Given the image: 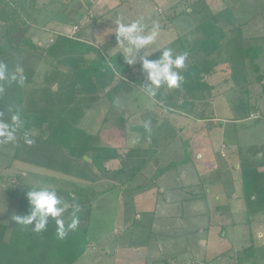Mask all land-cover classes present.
Instances as JSON below:
<instances>
[{
    "label": "rangeland",
    "instance_id": "rangeland-1",
    "mask_svg": "<svg viewBox=\"0 0 264 264\" xmlns=\"http://www.w3.org/2000/svg\"><path fill=\"white\" fill-rule=\"evenodd\" d=\"M4 2L11 7L16 4L7 0ZM44 4L45 2H41L40 8ZM91 5L92 3L85 2L84 11L89 9L88 12L91 14L93 12ZM125 8L137 15L140 14L147 25H152L153 21L164 23L162 25H166L168 33L162 36L165 40L170 39L169 37H178L179 26L174 21L179 13H182L181 18H188L186 20L184 18L183 25L190 28L180 36L183 37L205 16L229 8L237 20L236 26L242 28L243 34L253 38V43L264 46V0H128ZM17 11L21 15L18 9ZM54 17L51 23L54 27L57 23L72 27L75 21H78L72 16H67L66 12L55 13ZM25 20L28 21L26 17ZM95 21L97 19L89 25ZM82 23L85 24L84 20ZM0 24L1 35L6 31L7 25L1 21ZM31 25L34 28L33 24L27 23L26 26ZM79 27L77 33L80 32ZM26 29L27 36L33 37L29 35L33 30ZM44 31L48 39L45 43L40 41L42 46H39L49 47L58 34ZM163 39L158 38L155 43L162 44ZM262 65L264 66V62ZM57 67V61L46 56L40 63L35 82L27 86V96L30 97L31 92L39 97L40 88L46 86L56 88L55 83L49 81L53 79V71ZM220 82L222 80L215 79L218 90L214 100L216 114L214 118L206 113L207 100L195 103L196 109L186 115L193 125L185 135L191 136L188 140L183 139L182 147L179 148L183 153L177 154L171 161L186 159L184 165L174 164V168L186 172L183 173L186 180L177 182L179 190H182L180 192L167 191L176 184L178 178L175 179L173 177L175 175L170 178L172 180H153L157 168L153 169L151 165L142 168L150 177L138 176L129 186L130 189L121 188L117 183V172L122 173L123 170L129 176L127 170L139 171L145 159V153L141 148L137 153H130L133 149L124 146L126 142L130 146L134 145L124 134L126 120L120 121L134 109L150 107L152 101L142 91L141 86L125 84L109 111L108 104H102L100 109L96 110L93 106L91 113L84 116L82 122L78 124V127L93 135L102 136L105 133L103 140L106 145L119 146L118 152L121 157L105 162L107 167L98 173L101 179L97 183L13 161L12 153L17 139L15 143L0 144V225L7 227L6 237L9 238V232L12 231L15 222L12 216L17 213L25 186L48 185L66 190H106L105 193L96 195L94 199L88 227L90 246L76 264H264V212L252 218L248 216L242 171L240 165L238 166L242 163V158L254 159L256 156L258 162L264 159V97L260 98L258 95L261 92L259 84L250 86L252 101L255 100L259 106V112L254 115L262 119L260 122H255L254 119L238 121L235 110L239 107L243 91L240 92L239 88L225 91L223 85L218 86ZM223 94H226L225 98H221ZM210 119L220 121H206ZM114 127L118 128V131H111ZM164 149L161 148L159 154ZM196 152L200 153L198 159L195 158ZM167 155L172 156L169 152ZM87 161L90 162V159ZM167 162L169 161L164 162L166 164L159 162V167H165L170 163ZM190 167L193 168V172ZM199 177L205 183L200 180L196 182ZM157 183L162 189H166L165 196H158ZM200 183L204 184L200 186L199 193L206 198L188 208L186 206L185 211L179 212L183 214V218H175V212L178 210L175 212L172 209L167 210L162 198L190 197V194L198 192L195 185ZM114 184L117 186L113 187ZM140 185L144 187L139 189ZM157 199H160L159 202ZM260 233L263 234L262 237ZM248 248L256 249L250 260L244 256V251ZM185 253L193 258L187 257V262L185 259L181 262L180 256Z\"/></svg>",
    "mask_w": 264,
    "mask_h": 264
},
{
    "label": "trees",
    "instance_id": "trees-1",
    "mask_svg": "<svg viewBox=\"0 0 264 264\" xmlns=\"http://www.w3.org/2000/svg\"><path fill=\"white\" fill-rule=\"evenodd\" d=\"M30 7V4L22 1L9 7L4 0H0V21L7 25L6 31L0 35V63L6 64L9 72L21 68L24 77L22 83L0 81L3 88V92H0V112L8 119L10 114L7 110L12 107L19 111L23 120L12 160L86 182H99L101 177L98 173L106 169L105 162L120 158L119 147L106 145L103 140L105 133L102 136L93 135L78 127V124L82 122L85 112L100 100L108 104L109 111L122 91L126 78L131 77L135 85L142 83L130 75L131 66L121 53L107 56L105 49L65 35H58L49 47L36 44L27 36L25 17L29 18ZM236 22L229 8H226L205 16L190 33L170 44L168 47L176 53H188L190 66L182 73L185 79L180 88L169 90L162 87L156 98L170 103L169 106L174 109L185 110L188 100L202 101L207 92L217 89V85L213 86L210 82L217 75L216 79L222 80L218 86L226 83L228 90L239 88L240 92L243 91L238 105L240 108L235 110L236 120L246 122L252 114L259 112L257 102H252L249 87L259 84L261 92L258 95L264 97V46L253 43V38L246 37ZM91 55L93 58L89 59ZM46 56L58 64L53 71V79L49 81L55 83L56 88L46 86L41 88L39 97L31 92L28 97L27 86L34 83V63L36 60L42 62ZM181 101L183 103L179 104ZM261 119L254 121L260 122ZM124 120L122 117L120 121ZM25 133L34 141L31 145L25 143ZM158 154L157 150H146L143 167L152 165ZM176 163L184 165L186 159ZM174 164L158 167L152 179H158ZM154 166L157 165L154 163ZM240 169L244 201L248 216L252 218L264 212V159L258 162L256 156L254 159L242 158ZM120 172L116 176L119 187L130 189L129 184L134 178L123 170ZM116 186L114 184L113 187ZM143 187L138 186L139 189ZM29 188L32 187L23 188L16 215L29 213L26 198ZM55 189L69 205L62 217L66 223L71 220L72 205H79L78 228L59 239L55 221L51 218L46 230L39 233L33 232L31 226L14 222L8 238L7 227L2 224L0 264H76L87 253L90 246V212L96 195L106 190ZM255 251L252 248L245 250V258L250 260Z\"/></svg>",
    "mask_w": 264,
    "mask_h": 264
},
{
    "label": "crops",
    "instance_id": "crops-1",
    "mask_svg": "<svg viewBox=\"0 0 264 264\" xmlns=\"http://www.w3.org/2000/svg\"><path fill=\"white\" fill-rule=\"evenodd\" d=\"M9 3L10 2H19L22 1L24 4H30V8H29V12H28V24H33L34 28H32L31 26H27V28L29 30H33V32L29 35L33 36L31 37L38 45H41L42 43H40V41H42L43 43H45L48 39L47 34L45 33L44 30L49 32H53L54 34H72L73 33V29L75 27L80 26V32L76 33L78 35H75L74 37L80 39L83 42H86L88 44H91L93 46H95L96 48H100V49H105V54L107 56H112L116 53H121L122 55H124L123 51L121 50V48L116 44V39H115V34L114 32H112L114 30V21L117 17V13H124L125 14V18L128 20H134V19H138L141 18L142 16L137 15L134 11L131 10H127L126 4L128 2V0H7ZM45 2V4L43 5L42 8H40V3ZM86 3H92L91 7H93V12L91 14H89V9L86 11H84V4ZM131 2V1H130ZM34 5V6H33ZM9 6V5H8ZM11 7V6H9ZM90 8V6H89ZM84 11V12H83ZM66 12V15L69 17H73L74 19L78 20L75 21V23L72 25V27H70L69 25H64L63 23H57V25L54 27L51 23H52V19H54V14H60ZM181 14L179 13L177 17H175V21L179 26V31H178V37H169L170 39H163V35H167V31H166V25H162L164 23H160V33L157 37L158 38H162V42L164 43H154L153 45L148 46V48L145 50V53H152L154 51H156L157 48H159L160 50H162L165 47H168L170 44H172L173 42H175L181 35H183V32H186L187 30H189V26H185L184 21L186 19H188L187 17L181 18ZM143 18V17H142ZM95 22H93L92 25H89L92 21L96 20ZM84 20L85 24L82 23V21ZM71 21V20H69ZM144 23V22H143ZM166 23V22H165ZM35 24L37 26H35ZM81 24V25H80ZM145 24V23H144ZM191 24V23H190ZM1 25V24H0ZM146 29H150L151 25H147L145 24ZM4 28V27H3ZM82 28V29H81ZM78 32V31H77ZM51 34V33H50ZM82 35V36H81ZM51 38V36H50ZM42 46V45H41ZM142 54V53H141ZM159 51L153 53L149 59L155 60L158 58L159 56ZM225 55L223 56L224 59ZM93 58V55L88 57ZM40 63L39 61H35L34 63V69H35V75H34V82H35V78L37 76L38 73V69L40 67ZM190 66V59L188 58L186 61V68L182 71V73ZM132 72H131V76L134 78V80H138L140 81L142 84L145 82V75L141 72V68H140V64L137 63L136 65L131 66ZM216 77L218 78L217 75H214L213 79H210V82L213 86H216L215 84V79ZM225 78V77H224ZM225 82V79H224ZM33 84V83H32ZM125 84L128 85H135V83L133 81H131V77L130 78H126L125 79ZM139 86V85H136ZM142 87V85H140ZM139 86V87H140ZM55 88V87H54ZM41 89V88H40ZM223 89L226 91L228 89V85L223 86ZM218 90L215 89L212 92H207V94L204 97V100H207V104H206V113H208L209 116H212V118H214V116H216L215 111H214V105L215 102L214 100L216 99V91ZM102 93V92H101ZM102 95V94H101ZM226 94H223L221 98H225ZM150 100L152 101L150 104V107L148 108H142V109H138V110H133L129 115H127L126 118H124L126 121L125 123V131L126 133V137L127 139L131 140V143H133L134 146H130L127 142L126 144L124 143V146L127 147V149H133V152L137 153L138 151H140V148L142 149V151L145 153L146 150L148 149H153V150H157L160 152L161 148H165L164 151L159 154L158 157H156V159L153 161V164L151 165V167L153 169L158 168L159 167V162H166L169 161L167 163L171 164V163H176V162H171L174 158L177 157V154L183 153L182 151L179 150L180 147H182V142L183 139L188 140V138L191 136V134H189L188 136H186L185 134H187V131L189 130V128H191V126L193 125L191 121H188V117L186 116L188 114H190V112L195 108V103H199L196 100H188L185 110L184 109H174L172 107L169 106L168 102L164 103L162 101H160L159 99L155 98H150ZM212 100V101H211ZM104 100H100L99 102H97L95 104V106L93 107L95 110L96 109H100V105L105 104L103 102ZM252 102H255V100H253ZM183 102H179V104H182ZM106 106V105H103ZM90 111H92L91 109H89L87 112H85V116L89 115V113H91ZM255 118H252V117ZM183 119V121H182ZM190 119V118H189ZM255 120L257 119V117L252 114L251 118L249 120ZM187 120V121H185ZM220 121V119H210V120H206V121ZM150 121V131L145 129V122ZM209 124V123H208ZM213 124V123H212ZM118 131V128L114 127L111 131ZM124 131V129H122ZM140 134L142 136H140ZM123 146V147H124ZM116 147V146H114ZM119 147V146H118ZM173 148L175 150H173ZM226 148V147H225ZM172 155V156H168L167 154ZM196 159H198V157L200 156L199 152H196ZM183 155V154H182ZM121 157V156H120ZM155 161L157 163H155ZM143 163V162H142ZM155 165L157 166H154ZM166 164V163H164ZM240 164H238L239 166ZM144 164H142V167L138 168L139 171L136 170H132V171H136V173H130L132 172L131 169L127 170L129 177L130 178H134V181L132 183L129 184L132 185L135 181L136 178L138 176H142V175H146L145 171L142 170ZM167 166V165H166ZM175 165H172L171 169H169L168 171H166L163 175H161L158 178V181L161 179H165V180H172L170 178H172L173 176L175 179H177L176 184L171 187L168 188L170 192H177L180 187L177 186V182L179 181L180 183L185 179V177H183V173L186 172H182V170H178L179 168H174ZM189 169H191V171L193 172V168L190 167ZM143 171V172H142ZM154 171V170H153ZM192 172H190L192 174ZM140 173V174H139ZM178 176V177H177ZM150 176L146 175V178H148ZM193 177V176H192ZM186 180V179H185ZM195 180V179H194ZM204 182V180H201V178L199 177L196 182ZM97 183V182H96ZM195 183V182H194ZM205 183V182H204ZM204 183H200V184H196L195 186L197 187L198 191L195 194H190V197H167V198H162V200L164 201L165 205H166V209H172L176 214L174 215L175 218H183V214H180L179 212H183L186 209V206L188 208V206H192L194 204H197V202L203 201L206 196H204L203 194H200V186H202ZM157 187H158V196H162V195H166V189H162L160 187V185H158L157 183ZM184 187V186H183ZM162 189V190H161ZM182 190H179V192ZM158 197V198H159ZM158 200V199H157ZM160 200V199H159ZM158 200V202H159ZM211 208V207H210ZM212 209L215 210L214 207H212ZM218 209V208H217ZM173 215H171L173 217ZM9 227V226H8ZM12 228V227H11ZM10 234V232H9ZM263 234L260 233V237H262ZM8 237V236H7ZM175 256V255H174ZM184 256V257H183ZM193 258L192 256H188V253H185L184 255H182V257L180 256V261L183 262V260L185 259V262L188 261V258ZM183 258V259H182ZM187 258V259H186ZM187 260V261H186Z\"/></svg>",
    "mask_w": 264,
    "mask_h": 264
},
{
    "label": "clouds",
    "instance_id": "clouds-1",
    "mask_svg": "<svg viewBox=\"0 0 264 264\" xmlns=\"http://www.w3.org/2000/svg\"><path fill=\"white\" fill-rule=\"evenodd\" d=\"M114 23L116 44L121 48L124 60L129 66L140 64L141 72L145 75L142 91L150 98L157 96L162 87L171 89L180 88L185 77L182 71L186 68L188 53H176L172 48H159L152 53H145L148 46L153 45L160 33V25L153 21L151 28L146 29L143 18L128 20L124 13H117ZM159 51L157 59L149 57ZM142 53V54H141ZM22 69L17 67L14 72H9L6 64L0 63V81L23 82ZM0 92L3 88L0 87ZM9 118H4L0 112V144L15 143L17 133L23 127V120L18 110L8 108ZM145 129L150 131V121L145 122ZM26 144L31 145L34 141L24 135ZM26 198L29 204V213L25 215H13L12 219L19 225L31 226L33 232L46 230L50 218L55 221L56 235L59 239L65 238L69 232L75 231L79 225V205H72L70 222L62 218L68 210L69 205L58 196L54 187L48 185H37L29 188Z\"/></svg>",
    "mask_w": 264,
    "mask_h": 264
},
{
    "label": "built area",
    "instance_id": "built-area-1",
    "mask_svg": "<svg viewBox=\"0 0 264 264\" xmlns=\"http://www.w3.org/2000/svg\"><path fill=\"white\" fill-rule=\"evenodd\" d=\"M77 31H78V27H75V28L73 29V33H72V34H58V35H65V36H68V37H70V38H73V37L76 35ZM53 43H54V41L52 40V44H53ZM252 118H255V117L253 116Z\"/></svg>",
    "mask_w": 264,
    "mask_h": 264
},
{
    "label": "water",
    "instance_id": "water-1",
    "mask_svg": "<svg viewBox=\"0 0 264 264\" xmlns=\"http://www.w3.org/2000/svg\"><path fill=\"white\" fill-rule=\"evenodd\" d=\"M85 159H86V160H89V158H88V157H85Z\"/></svg>",
    "mask_w": 264,
    "mask_h": 264
}]
</instances>
